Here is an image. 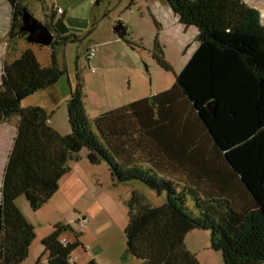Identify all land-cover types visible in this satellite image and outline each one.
Instances as JSON below:
<instances>
[{"label": "trees", "instance_id": "1", "mask_svg": "<svg viewBox=\"0 0 264 264\" xmlns=\"http://www.w3.org/2000/svg\"><path fill=\"white\" fill-rule=\"evenodd\" d=\"M6 2L11 8L9 37L27 38L21 31L25 5L22 0ZM167 2L181 25L198 32V49L174 86L90 122L79 84L67 102L68 135L50 127L43 108L20 107L63 75L54 49L69 38L54 35L53 17L45 24L55 36L49 66L40 64L31 49L4 59L0 125L14 115L19 121L0 188V264H23L35 239L34 227L15 201L24 196L33 211L42 208L83 150L91 165L108 166L114 185L137 182L166 194L161 207L151 206L138 190L127 202L126 248L138 264H199L185 246L188 234L196 230L210 232V248L221 254L224 264H264L260 12L243 0ZM212 102L213 113L208 108ZM68 232L73 241L65 237ZM81 245L80 235L62 224L42 240L47 264H75L72 256Z\"/></svg>", "mask_w": 264, "mask_h": 264}, {"label": "rangeland", "instance_id": "2", "mask_svg": "<svg viewBox=\"0 0 264 264\" xmlns=\"http://www.w3.org/2000/svg\"><path fill=\"white\" fill-rule=\"evenodd\" d=\"M22 3L44 25L53 17L54 35L69 38L54 49L57 66L63 72L59 81L20 103L22 109L40 107L46 110L50 126L63 136L71 132L67 102L79 84L84 110L91 122L93 116L102 110H114L133 100L170 90L199 46L197 30L181 25L167 0H22ZM57 9L64 11V15L58 14ZM10 25L11 8L0 0V84L4 59L18 58L27 49L32 50L43 66H49L52 59L51 47L31 44L27 38L11 39ZM118 25L126 32L122 39L114 32ZM91 48L95 49L96 56L88 62L86 55ZM18 121L19 117L14 115L0 130V187L13 144L8 138L12 137V128H16ZM85 153L83 150L79 159ZM85 158L87 160V156ZM73 162L76 161H72L70 166ZM94 168L98 169L93 177L94 186L85 193L82 202L91 207L99 203L103 209L95 236L98 243L104 244L108 239L111 246L121 237L126 245L127 202L132 191L138 190L153 207L163 206L166 194L159 195L137 182L114 185L106 164ZM58 191L37 211L30 208L24 196L15 201L18 210L35 230L26 261L47 264L42 240L53 232L56 225L62 224L69 225L74 233L80 235L82 245L75 250L73 258L80 257L76 264H87L89 261L84 260L89 252L87 246L96 238L86 226L82 228L78 220L79 217L88 220L91 216L74 209V195ZM187 207L195 217L199 216L192 201H188ZM103 220L107 221L104 225L101 223ZM65 237L69 241L74 240L73 233L68 232ZM185 246L196 256L199 264H224L221 254L210 248L209 231L191 232L185 239Z\"/></svg>", "mask_w": 264, "mask_h": 264}, {"label": "crops", "instance_id": "3", "mask_svg": "<svg viewBox=\"0 0 264 264\" xmlns=\"http://www.w3.org/2000/svg\"><path fill=\"white\" fill-rule=\"evenodd\" d=\"M4 1L6 2V0ZM243 1L249 7L254 8L260 12L261 21H262V24H264V0H243ZM57 10H60V9H57ZM58 14L64 15V11H61V13H58ZM62 25H63V20H62ZM134 101H137V100H133L132 102ZM132 102H129V103H132ZM129 103L117 106L114 109L123 107L125 105H128ZM111 110L113 109L102 110V112H98V114L96 113L93 117L95 118L96 116L104 114ZM7 122L0 125V130L5 127ZM50 123H51V120L49 121V125ZM16 129H17V126L16 128H12V131H11L12 137L10 135V137L8 138V141L14 140ZM0 134H1V131H0ZM85 157H86V153L78 161L73 162L71 164L70 166L71 169L69 171V174L65 175L60 181L58 192L60 193L63 192L65 194H72V196L74 195L73 199L74 198L75 199L72 201V205L74 206V209L76 211L89 214L91 216V218H88V221L85 226L87 227L88 231L92 232L95 236L94 232L96 228L98 227V218H99V215L102 214L103 209L99 203H96V205H93L91 207V206H87V204L86 205L83 204L82 201H83V197L85 193L89 190V188L94 186L93 177H95L96 173L98 172V169H95L93 165L88 163ZM90 178H92V181H90ZM101 223H103L104 225L105 223H107V221L103 220L101 221ZM107 240H106V243L104 244L98 243L97 238L91 241L87 246L89 249V252L86 253L87 256L84 260L89 261V262L94 261L97 264H138V261L135 258L130 257V255H128V251L125 249L126 245H124V241L121 237L119 240H116V243L113 246L109 245V241ZM117 241H119L118 245H117ZM30 251H31V248H30ZM79 258H80L79 256H77L76 258H73L72 256V261L76 264ZM27 262L29 261H25L23 264H31Z\"/></svg>", "mask_w": 264, "mask_h": 264}, {"label": "water", "instance_id": "4", "mask_svg": "<svg viewBox=\"0 0 264 264\" xmlns=\"http://www.w3.org/2000/svg\"><path fill=\"white\" fill-rule=\"evenodd\" d=\"M21 31L28 34L27 41L34 45L50 47L54 41L52 32L43 23L36 20L26 9L23 10ZM114 32L120 39L124 38L126 34L121 25L115 27ZM208 108L213 113L215 102L210 103Z\"/></svg>", "mask_w": 264, "mask_h": 264}, {"label": "built area", "instance_id": "5", "mask_svg": "<svg viewBox=\"0 0 264 264\" xmlns=\"http://www.w3.org/2000/svg\"><path fill=\"white\" fill-rule=\"evenodd\" d=\"M58 13H61V10H57ZM95 57V49L94 48H91L87 55H86V60L89 62L91 61L93 58ZM87 218L86 217H80L79 220H78V223L80 224V226L83 228L86 223H87ZM63 243H66V240L63 239Z\"/></svg>", "mask_w": 264, "mask_h": 264}]
</instances>
